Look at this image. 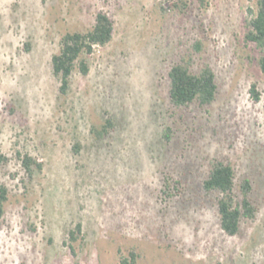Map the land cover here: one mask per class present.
I'll list each match as a JSON object with an SVG mask.
<instances>
[{"label":"rangeland","instance_id":"1","mask_svg":"<svg viewBox=\"0 0 264 264\" xmlns=\"http://www.w3.org/2000/svg\"><path fill=\"white\" fill-rule=\"evenodd\" d=\"M257 1L0 0V264H120L132 249L140 264H264V74L246 41ZM99 12L114 38L62 94L52 57ZM188 61L215 71L211 106L172 105L169 72ZM19 155L43 168L30 177ZM215 159L233 165L237 193L253 183L257 216L236 236L202 187Z\"/></svg>","mask_w":264,"mask_h":264},{"label":"trees","instance_id":"2","mask_svg":"<svg viewBox=\"0 0 264 264\" xmlns=\"http://www.w3.org/2000/svg\"><path fill=\"white\" fill-rule=\"evenodd\" d=\"M205 3V0H200ZM246 41L256 45L260 51L259 65L264 74V0L257 1V10L249 9L247 17ZM115 22L106 12H99L92 29L86 32L67 33L61 41L59 53L53 55V72L61 81L60 92L66 94L70 88L73 72L78 68L87 76L90 72V64L87 56L94 54L96 47H106L114 38ZM170 89L169 96L175 107H188L198 104L201 107L211 106L217 99L219 85L216 73L209 65L195 73L191 69V62H179L172 66L169 72ZM252 95L255 100H260L257 85L252 86ZM115 127L113 119H107L100 127H93L92 132L99 139L108 135ZM80 147V146H79ZM23 167L30 177L36 169L43 168L29 155H19ZM163 190L164 200L174 197L171 185L168 183ZM180 184V183H179ZM207 196L217 195V209L220 217V225L228 236H236L240 233L243 220L254 221L258 207L252 199L253 183L249 178H244L240 184V193L236 192V172L233 165L226 160L215 159L210 164V170L202 183ZM176 193H180V187L174 186ZM8 201V190L0 187V220L5 215V204ZM83 232L81 223L70 230L71 242L79 240ZM67 244V243H66ZM72 254L76 256L75 247L68 245ZM141 255L132 249L128 255L120 256V264H140Z\"/></svg>","mask_w":264,"mask_h":264}]
</instances>
